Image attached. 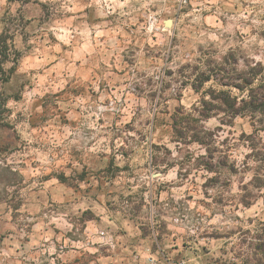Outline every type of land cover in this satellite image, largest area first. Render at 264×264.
Wrapping results in <instances>:
<instances>
[{
	"label": "rangeland",
	"instance_id": "obj_1",
	"mask_svg": "<svg viewBox=\"0 0 264 264\" xmlns=\"http://www.w3.org/2000/svg\"><path fill=\"white\" fill-rule=\"evenodd\" d=\"M0 35V264H247L253 127L218 98L264 69V0H0Z\"/></svg>",
	"mask_w": 264,
	"mask_h": 264
},
{
	"label": "trees",
	"instance_id": "obj_2",
	"mask_svg": "<svg viewBox=\"0 0 264 264\" xmlns=\"http://www.w3.org/2000/svg\"><path fill=\"white\" fill-rule=\"evenodd\" d=\"M10 2H18L21 5L36 0H9ZM9 47L6 41L0 35V65L7 58ZM264 69L260 64H255L248 72L249 78H243L242 72L238 77L237 87L242 91L241 96L231 97L229 93L221 92V105H226L222 111L224 116L230 120L236 117H247L253 127V131L249 134L244 132L240 135L241 143L247 147V152L243 160V166L240 170L252 173V185L255 190H264ZM2 72V69H0ZM6 80L0 79V106L5 104V98L1 91V83ZM242 81V82H241ZM210 114H205V118H209ZM248 190L245 185L244 190ZM252 195L251 192L248 193ZM247 193L243 194L242 201L246 206L250 205V200L246 201ZM260 239V238H259ZM254 254L247 264H263L264 263V243H256L253 247Z\"/></svg>",
	"mask_w": 264,
	"mask_h": 264
},
{
	"label": "built area",
	"instance_id": "obj_3",
	"mask_svg": "<svg viewBox=\"0 0 264 264\" xmlns=\"http://www.w3.org/2000/svg\"><path fill=\"white\" fill-rule=\"evenodd\" d=\"M149 261L152 263V264H155V259L154 258H150ZM175 264H183L182 262H178V263H175Z\"/></svg>",
	"mask_w": 264,
	"mask_h": 264
},
{
	"label": "water",
	"instance_id": "obj_4",
	"mask_svg": "<svg viewBox=\"0 0 264 264\" xmlns=\"http://www.w3.org/2000/svg\"><path fill=\"white\" fill-rule=\"evenodd\" d=\"M167 25H169V24H171V20L170 19H168V20H166V22H165Z\"/></svg>",
	"mask_w": 264,
	"mask_h": 264
},
{
	"label": "clouds",
	"instance_id": "obj_5",
	"mask_svg": "<svg viewBox=\"0 0 264 264\" xmlns=\"http://www.w3.org/2000/svg\"><path fill=\"white\" fill-rule=\"evenodd\" d=\"M241 67H243V65H241ZM248 179H251V176H249Z\"/></svg>",
	"mask_w": 264,
	"mask_h": 264
}]
</instances>
